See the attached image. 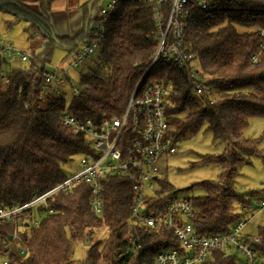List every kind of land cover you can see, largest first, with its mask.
I'll return each mask as SVG.
<instances>
[{"label":"trees","instance_id":"1","mask_svg":"<svg viewBox=\"0 0 264 264\" xmlns=\"http://www.w3.org/2000/svg\"><path fill=\"white\" fill-rule=\"evenodd\" d=\"M53 1L0 0V13L23 21L28 39L39 37L38 50L31 53L27 67H9L5 76L0 70V207L26 204L68 176L70 172L65 174L62 167L88 154L89 148L82 135L61 125L60 115L67 112L79 121L94 122L121 117L156 50L150 6L120 3L93 55L99 61L97 72L80 76L77 94L66 80V87L54 97L45 83L47 65L56 46L75 54L89 38L84 26L90 0L80 4L78 23L67 21L62 36L53 29ZM96 10L95 5L92 12ZM91 20L92 14L89 24ZM257 26L264 27V0H225L212 13L189 15L184 41L196 74L211 89L208 96L192 93L188 75L193 69L160 58L145 77L170 86L165 114L168 133L176 143L203 130L211 134L215 146L223 147L218 155L202 157L203 162L220 167L217 180L200 184L203 196L187 198L192 206L190 222L198 234L228 231L247 215L242 207L261 199L256 192L244 196L233 186L237 167L260 155L256 141L242 135L249 120L264 119V54L258 65H250L257 50ZM2 61L0 57V66ZM158 186L159 193L174 192L163 176ZM101 201L102 213L96 216L89 187L83 183L49 197L33 211L37 225L26 217L0 224V254L7 255L8 264H75L71 254L81 243L86 248L85 264H154L157 252L178 247L172 233L162 227L130 224L131 191L126 180L101 179ZM103 228L108 229L106 236L97 233ZM255 236L258 242L253 247L264 256V226ZM206 264L235 263L214 251Z\"/></svg>","mask_w":264,"mask_h":264},{"label":"built area","instance_id":"2","mask_svg":"<svg viewBox=\"0 0 264 264\" xmlns=\"http://www.w3.org/2000/svg\"><path fill=\"white\" fill-rule=\"evenodd\" d=\"M225 0H105L92 12L89 24V38L73 54V59L62 68L52 67L45 77L49 94L56 97L66 87V80L79 92L68 71L87 62L99 48L105 35L109 18L120 3H142L150 6L152 21L156 28V50L142 78L132 90L121 117L103 118L99 122L90 119L77 120L72 114L60 115L61 125L75 134L82 135L89 153L76 157L77 169L45 193L32 197L22 205L0 207V224L21 222L24 217L37 225L33 211L46 199L60 192H67L78 184L89 187V202L94 215L102 213L101 179H123L129 183L131 204L129 207L131 225L148 229L162 227L172 233L177 248L159 251L154 255V264H206L214 251L222 258L233 259L235 264H264L253 244L256 236L243 235L246 222L232 224L228 231L220 234H198L190 222L192 206L187 198L172 193H159L158 179L161 176L159 162L177 153L176 142L168 133L165 106L170 86L160 80L145 81V77L157 59H163L180 68L193 69L188 75L192 80L195 96H208L210 87L202 84L193 66V55L185 45L184 34L188 28L191 13L216 11ZM257 50L250 57V65L256 66L264 54V27L257 26ZM0 57L4 61L26 62L32 59L9 42H0ZM260 200L241 211L248 214L264 212V187L259 191ZM53 214L52 210H47ZM106 234L107 228L97 230ZM0 264H8L6 254L0 255Z\"/></svg>","mask_w":264,"mask_h":264},{"label":"rangeland","instance_id":"3","mask_svg":"<svg viewBox=\"0 0 264 264\" xmlns=\"http://www.w3.org/2000/svg\"><path fill=\"white\" fill-rule=\"evenodd\" d=\"M84 1L85 0L53 1L52 11L62 13L61 17L55 20L53 13H51L54 31L57 35L62 36L67 33V21L68 24L70 23L72 25L78 23V7ZM103 1L105 0L98 1L96 7ZM7 21L11 24L7 25ZM25 27L26 24H23L21 21L14 20L7 14L0 13V42L11 41V43L25 53L31 51L34 54L39 47V37L37 34H34L32 38L29 39L30 50L27 47L28 42H26V36L23 32ZM82 44L79 45V48ZM72 59V53L68 54L66 50L56 46L53 49L48 65L50 69L52 67L62 68L69 64ZM10 65V67L24 68L27 67V62H23V64L17 66H15L16 64ZM97 66H99V61L98 57L95 55L78 68L68 71V77L73 86L78 89L80 76H88L93 72H97ZM49 68L47 67V69ZM8 70L9 66H4V68L1 69V75L5 76ZM143 74L139 80L142 78ZM42 104L45 105V102H42ZM242 135L244 138L256 141V147L260 151V155L250 157L248 163H246V160L244 164L237 167V173L233 176V186L236 191L244 196H251L256 192L255 197L258 196V198H260L258 192L264 187V119L256 118L249 120ZM176 147L177 153H175V155L163 158L159 162L161 176L169 183L176 196L183 198L203 196L204 191L200 187V184L207 181H216L221 169L214 163L203 162L202 157L205 155H218L223 151V147L215 146L211 134L203 130L194 136L179 141ZM77 161V158L72 159L68 164L62 167V171L68 174L74 169H77ZM242 221L246 222L242 232L243 235L247 237L255 236L258 228L264 226V212L248 214ZM98 234L102 236L107 235V233ZM95 237L97 238V236ZM85 249L86 248L83 247L81 243L76 244L73 248L71 255L72 259L75 260V264H85Z\"/></svg>","mask_w":264,"mask_h":264},{"label":"crops","instance_id":"4","mask_svg":"<svg viewBox=\"0 0 264 264\" xmlns=\"http://www.w3.org/2000/svg\"><path fill=\"white\" fill-rule=\"evenodd\" d=\"M53 9V8H52ZM52 13H53V16H54V20L55 19H58V18H60L61 17V15H62V13L61 12H53L52 11ZM59 13H61V14H59ZM11 17V16H10ZM12 18V17H11ZM23 24H25L23 21H21ZM53 22V21H52ZM9 22L7 21L6 22V24H8ZM9 24H11V23H9ZM53 24V23H52ZM53 29H54V26H53ZM24 32V31H23ZM24 35L26 36V34L24 33ZM6 42H9V43H11V41H6ZM26 42H28L27 43V47L30 49V44H29V39L27 38V36H26ZM13 46H15L13 43H11ZM16 47V46H15ZM16 48H18V47H16ZM19 49V48H18ZM21 50V49H20ZM31 50V49H30ZM21 51H23V50H21ZM37 51V50H36ZM24 52V51H23ZM28 53H32L31 51H28ZM3 62V65H1L0 66V70L2 69V68H4V66H11L10 64H16L15 66H17V65H21V64H23L22 62H18V61H2Z\"/></svg>","mask_w":264,"mask_h":264},{"label":"water","instance_id":"5","mask_svg":"<svg viewBox=\"0 0 264 264\" xmlns=\"http://www.w3.org/2000/svg\"><path fill=\"white\" fill-rule=\"evenodd\" d=\"M98 1H100V0H90L88 5H87L88 19L86 20L85 26H84L85 33H87V31H88L90 16L92 14V8L95 5H97ZM53 40H55L54 37H53ZM43 91H45V88L43 89Z\"/></svg>","mask_w":264,"mask_h":264}]
</instances>
